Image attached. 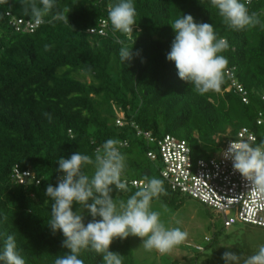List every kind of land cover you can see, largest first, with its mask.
Here are the masks:
<instances>
[{
  "label": "trees",
  "instance_id": "obj_1",
  "mask_svg": "<svg viewBox=\"0 0 264 264\" xmlns=\"http://www.w3.org/2000/svg\"><path fill=\"white\" fill-rule=\"evenodd\" d=\"M115 2L55 0L39 27L22 33L6 13L35 22L30 7L40 6L39 0H0V245L13 235L25 264H53L68 251L61 247L62 233L53 234L47 225L51 202L44 194L49 183L55 185L60 157L75 151L92 155L109 138L126 142L120 151L126 156L127 191L112 194L126 200L134 194L128 181H146L150 161L159 165V173L162 167L156 143L137 137L131 123L157 140L168 135L188 142L197 159L215 157L242 128L264 140V126L257 125L259 113L264 115V0L246 3L259 23L240 30L228 28L209 0H134L132 34L115 31L108 21ZM64 9L69 10L65 19L57 20ZM182 14L212 24L228 41L220 53L228 64L219 91L197 94L166 59L175 35L170 23ZM102 22L105 36L89 32L100 30ZM122 45L133 52L124 64L118 55ZM228 69H235L248 105L230 88ZM120 113L124 127L116 125ZM15 165L30 171L39 185L16 184ZM164 188L163 200L182 197ZM109 250L121 254L123 264H133L128 237L115 239ZM79 258L103 264L102 254L90 248Z\"/></svg>",
  "mask_w": 264,
  "mask_h": 264
},
{
  "label": "clouds",
  "instance_id": "obj_2",
  "mask_svg": "<svg viewBox=\"0 0 264 264\" xmlns=\"http://www.w3.org/2000/svg\"><path fill=\"white\" fill-rule=\"evenodd\" d=\"M209 2L230 29L240 30L259 23L256 13L250 14L246 7L249 0ZM39 5L30 7L37 24L55 5V0H39ZM68 11L57 13L56 19L63 21ZM136 15L134 0H116L109 7L107 18L115 31L132 34ZM170 25L175 35L166 59L174 62L178 78L192 85L199 95L219 91L228 64L220 53L228 49V41L215 32L212 24L196 22L190 14H182ZM118 55L123 64L131 61L132 47L122 45ZM252 140L250 137L232 141L223 155L249 183L251 191L264 194V140L258 144ZM120 147L119 140L109 138L92 155L75 151L56 161L55 185L49 183L44 193L51 202L47 225L53 234L62 233L61 247L68 251L57 255L53 264H84L79 255L89 248L102 254L103 264H123V256L109 250L117 238L139 237L145 250L161 254L187 238V232L166 226L160 214L151 208L154 199L166 195L163 180L147 179L126 200L113 198L114 191H127V180L122 178L127 169L126 156ZM87 168L90 173L85 171ZM221 260L223 264H264V244L247 256L225 251ZM0 264H25L13 235H8L0 245Z\"/></svg>",
  "mask_w": 264,
  "mask_h": 264
},
{
  "label": "built area",
  "instance_id": "obj_3",
  "mask_svg": "<svg viewBox=\"0 0 264 264\" xmlns=\"http://www.w3.org/2000/svg\"><path fill=\"white\" fill-rule=\"evenodd\" d=\"M253 0H249L251 3ZM6 17L10 18L11 25L17 32L33 33L40 25L36 22L14 19L8 12ZM106 23H101L100 30L92 29L90 33H98L102 36L106 34ZM226 77L230 81V88L239 96L242 103L249 104L248 93L245 88L237 81L235 77V69H228ZM264 102V97H262ZM126 124L124 115L120 113L116 120L118 127H124ZM258 126H264V115L259 113L257 119ZM130 127L135 130L137 137H142L148 143H156L162 167L160 169L161 180L164 181L170 190L182 196L190 197L214 209L224 218V225L231 227L241 222L264 229V194L251 191L249 183L242 176L234 171L232 163L229 159H225L229 144L234 140H249L255 144L259 143L255 133L247 128H242L237 133L235 139L224 143L220 152L212 158H195L192 154V149L188 142L178 140L172 136H165L161 139H156L149 131L139 129L134 123ZM126 147L127 143L121 144ZM151 159H154V154H148ZM13 179L18 185H25L30 182H35L39 185L40 180L28 170H22L18 165H15L12 171ZM145 180L128 181V186L137 191ZM231 212L234 216L230 217ZM201 250V248H197Z\"/></svg>",
  "mask_w": 264,
  "mask_h": 264
},
{
  "label": "rangeland",
  "instance_id": "obj_4",
  "mask_svg": "<svg viewBox=\"0 0 264 264\" xmlns=\"http://www.w3.org/2000/svg\"><path fill=\"white\" fill-rule=\"evenodd\" d=\"M149 168L152 174L148 179H161L157 163L150 161ZM151 208L160 214L166 226L187 232V238L161 254L145 250L141 238L129 236L133 264H223L221 255L225 251L247 256L264 244V229L241 222L226 227L221 214L190 197H178L173 203L159 197L152 201ZM234 215L231 212L230 217Z\"/></svg>",
  "mask_w": 264,
  "mask_h": 264
},
{
  "label": "water",
  "instance_id": "obj_5",
  "mask_svg": "<svg viewBox=\"0 0 264 264\" xmlns=\"http://www.w3.org/2000/svg\"><path fill=\"white\" fill-rule=\"evenodd\" d=\"M145 176H146V177L150 176V172H147V173L145 174Z\"/></svg>",
  "mask_w": 264,
  "mask_h": 264
}]
</instances>
